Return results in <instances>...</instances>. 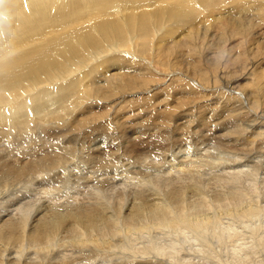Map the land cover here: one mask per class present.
<instances>
[{
  "label": "bare ground",
  "instance_id": "1",
  "mask_svg": "<svg viewBox=\"0 0 264 264\" xmlns=\"http://www.w3.org/2000/svg\"><path fill=\"white\" fill-rule=\"evenodd\" d=\"M236 1H238V5L235 3ZM245 1L246 0H0V212L3 211V202L5 200L6 203L4 202V204L13 205L8 204V199H4L5 193H7L9 189V183L11 182L18 180L36 181L32 185L40 187L41 191L31 196L32 198L37 195L42 197L40 193L46 192L42 184L37 183L38 181H52V175L54 179L62 178L63 180L71 177L68 173L67 165L69 162L68 160L71 158H68V156L70 155L74 158L72 148H69L68 145L60 149V146L54 142L52 146V140L50 139L52 128L55 129V126L56 128L64 127L66 124H69L70 127L72 126L69 121V119L71 120V115L69 114L70 118L69 115L67 116L69 119H65L67 121L65 123L60 122V119L63 120V117L52 118L51 110L49 109L50 112H47L48 106L52 105V100L59 102V107L61 109L64 108L67 110L69 105H73L71 104L73 103L71 100L75 98H77V101L84 103L85 99H90L88 98L90 93L101 99L105 98L107 94H112L118 88L127 90L130 88L127 85L130 86L131 83L132 85L136 84L134 83L136 79L132 76L125 79L126 76H123V78L121 76L120 78L118 77L120 76L119 74L110 73V69L114 68L118 73L121 72L122 75L124 70L126 72L127 69V67L124 66L125 64L122 65V62L126 60L127 62L136 63L137 60L133 62L135 58L129 60L128 57L125 59V56L120 57L121 55H117L115 59L113 55V58L110 56L107 57L110 59L100 62L103 67H101V64H96L95 66H90L91 68L87 71H81L87 67L92 60L96 61L95 59L99 56V58H103L104 54L111 52L112 49L116 47L118 54L121 52L120 50L127 51L128 49L137 48L136 50L144 55L149 52V41L151 40L152 29L155 33L161 30L160 28L162 26L164 28L169 27L164 30V37L160 40L164 43L166 39L172 38L174 33L172 29L184 26L185 23V25H192L196 22L195 19L198 20V16H200L201 19H199L201 22L203 20L207 22V18L211 19L210 17H215L214 12H221V10L224 9L223 6L227 7L229 4H231L230 6L233 5L234 8L232 7V11L237 12L240 17V13L247 7L245 5L249 6L250 4H247ZM221 7L223 8L220 10ZM228 10L229 11L225 14L229 16L232 12L229 13L231 8H228ZM222 12L221 14L224 13ZM228 16L222 17L221 15V19L219 16L218 18L224 21H222V23H229L228 21L231 19L228 20ZM216 18L217 17H215V20ZM236 19L234 21H236ZM239 20L240 19L237 21ZM234 21L231 20V23ZM194 24H197V22ZM126 34L135 38V43L132 44V47L131 39L128 41ZM165 44L169 45V42L163 45ZM159 48H161V45ZM113 51L116 52V50ZM133 54L136 55V52ZM153 56L151 55V57ZM109 63L111 65H107ZM140 70L137 71V80L142 79L139 81V84L142 86L145 85L146 88L142 87L143 90H148V79L143 74L145 70H143L144 72ZM76 71L77 76L75 77ZM80 71L83 73L80 74ZM252 71L254 70H252L251 67L245 69L244 74L246 78L250 79L249 77L254 73H252ZM78 73L80 75H78ZM70 75L71 77L68 78ZM142 76L145 78H142ZM69 79L70 81L65 82V84L63 83ZM132 80L133 82H131ZM173 80V78L168 77L166 81L171 84ZM224 80H226V78ZM113 82H115V84H113ZM100 83L102 86H100ZM226 83L228 84L229 81L227 80ZM102 89L107 92L105 91L104 94L101 93ZM110 98H112V95ZM69 101H71V103L68 105ZM79 102H77L78 105ZM31 106H33V108ZM45 108H47V111L42 112ZM74 109L75 108H73V110ZM68 110L65 112V116L67 113H70V110ZM63 111L62 109V112ZM59 112L57 116L60 115ZM13 116H16V119L13 118ZM77 116V119H79L80 115L77 114ZM94 117L99 118V116ZM103 117L105 116L103 115ZM258 119L260 121H251L249 127L264 126V122H261L262 118L258 117ZM98 120L99 119H97L96 122H98ZM92 122H89V124H93ZM81 123L84 125L82 121ZM85 124L87 123L85 122ZM52 125L54 126L52 127ZM65 127L63 129H65ZM84 128L80 130L78 128V131L74 129L76 132L72 131L74 133L73 136L77 138L84 132ZM31 130H36L39 131L40 134L46 135H42V140L46 142L44 146L47 145L46 148L42 147L43 145H39L43 143H35V140L34 142L31 141L33 142L31 146L26 147L23 143V146L21 145L18 141V137L22 138V136L19 133H24V131L31 132ZM103 130L105 133L110 134L108 128L104 127ZM237 130L239 131V129ZM240 132L241 130L238 134H240ZM257 137H259L258 140L256 139ZM39 138L41 139L40 136ZM256 138L247 142L243 151L249 154H251V152L253 153V146L261 141V133H258ZM238 140L246 142L247 138L241 137L238 138ZM81 143L79 144L82 145ZM77 147H79V145ZM22 148L23 150H20ZM83 150L84 149H82V152ZM85 151L91 150L88 148V150ZM66 155L68 156L66 157ZM79 155L82 156L80 153ZM83 155H85V153ZM89 156L90 154L87 155V157ZM97 157L98 154L92 157L90 156L89 159H97V161L103 164L104 161H101L102 158L100 159V156L99 158ZM82 158L84 159L85 157ZM183 162L184 161L178 162L181 169H178L174 176H170L166 179H146L148 180L146 185L148 184L164 189V191L156 189L158 193L156 197L152 199H148L146 196H150L148 192L154 189H151L150 186H146L145 184H141L144 186H139L140 189L134 193L141 198L137 202L131 204L126 203L128 198L127 194L108 198L105 196L98 197L100 192L97 191L95 195L96 201L92 203L93 205H86L79 202V205L76 204L78 207H76L74 204L76 213H72L73 204L68 205V207L66 204V209L65 206L64 208H60L59 206L61 204L52 203L46 208L45 204V206L42 205V200V204H39L40 199L36 200L37 198L32 200L31 203H26L24 206L19 205L17 208L14 206L13 210L7 209L9 211H6V214H4L3 211V214H0V264H52L51 249L55 247L57 243L56 240H59V243L64 241V234L68 235L72 242V237H76V242L74 243L77 244L79 248L92 246V250L95 252L96 256H94V258H89L90 263H85L86 261H84V264H94L93 261L99 264H264V223H261L257 220L258 218H255L257 216V211L250 207L246 208L247 211L246 209L244 210V207L240 208V212L237 213L235 210L231 209L233 206L232 203L236 202V204H238L240 197H242L239 193V196L237 194H230L225 198L219 195L214 198V204L210 206H214L217 209L219 207H221V209L227 208L224 211L231 218L247 219L248 222H250L251 218L254 220L253 222H257V227L251 228L253 231L249 232V235L244 237V239H239L241 234L245 236L242 232L243 230H234V233L231 235L226 234V236L228 235L226 237L227 240L235 238L239 244L233 246L231 252L226 253L225 256L222 255V251L224 250L221 248V246L224 247L225 245V239H223V237L219 240V238H216L219 237V235L215 236V232L209 233L214 237L207 234L203 236L200 233V231L203 230L201 228L205 229L207 222L213 224L212 222L214 221L210 219L212 215L203 213L207 210L206 203L203 199L196 202L194 198L190 201L191 197L185 196L187 190H190L191 193L193 192L190 184L195 181L192 182L196 174L194 175V171L190 170V168L194 170V166L186 165V163L181 165ZM208 162H210V160ZM62 165H64V170L63 173L59 175L56 173V169H59ZM187 166L190 168H186ZM51 170L52 173H48ZM44 171H47L46 175L48 176L39 179L38 177H41ZM243 173L242 170L230 171L228 175L236 181L237 177ZM183 176L187 178L183 179ZM186 180L187 182L190 180V182L186 184ZM192 186L194 187L193 193H198L199 187L197 188L194 184H192ZM124 188L123 191L129 192L126 190V187ZM32 192L35 193V190ZM112 193H114L113 190L108 193V195ZM24 196L27 198L26 195ZM46 200L47 199H45V201ZM133 200L136 201L135 196H133ZM110 204L111 206H115L110 207ZM70 206L72 207L70 208ZM190 214L198 216L197 218L202 216L203 219L200 217V221V219H196L195 216V218H189L188 216ZM214 219L216 218L214 217ZM246 227H248V225ZM148 230L165 232L163 233L165 235L161 237L157 236L158 238L156 236L153 237V235H151L152 232L150 231V234ZM189 230H195L193 241H187L189 245L193 243L198 244L194 249L191 246L184 249L183 246L186 245L185 243L178 245L179 233L192 236V234L188 232ZM223 230V232H227L226 229ZM205 231L206 230H204V232ZM149 237L155 239V241H148L147 244L138 242L141 239L143 240V238L148 239ZM114 238H118V240H114ZM123 240H125L126 244L131 245H128L130 249L132 248L131 250H134L133 252L130 251V249L128 251L130 253L129 255H131L132 252V256H118V254L126 253L125 250L128 249V247L121 244ZM236 241L234 243H236ZM214 242L216 246H214ZM119 243L121 245H119ZM138 244L141 245L137 247ZM9 245L17 247L13 257H10L12 255L8 254L9 252L7 251L9 250H6ZM72 245L73 243L71 246ZM217 245L221 248V252L219 253L215 252L213 249V247H217ZM106 249L109 250V253L106 252ZM112 249L116 251L115 254L112 252ZM123 250L125 252H122ZM227 250H230V248ZM102 253H105L106 256L112 260L102 261L104 257L99 255ZM62 256L65 257L66 255ZM165 260L168 262L166 263Z\"/></svg>",
  "mask_w": 264,
  "mask_h": 264
},
{
  "label": "rangeland",
  "instance_id": "2",
  "mask_svg": "<svg viewBox=\"0 0 264 264\" xmlns=\"http://www.w3.org/2000/svg\"><path fill=\"white\" fill-rule=\"evenodd\" d=\"M237 2L238 1L235 3L238 5ZM245 2L250 4L249 6L245 5L247 7L240 13L242 17H239L237 12L232 11L234 7L229 4L227 7L223 6L224 9H222L223 7L220 8V10H223L224 13L221 10L223 14H221L220 11H218L219 13L214 12L215 17H217L216 20L215 17L212 16L213 18L210 17L211 19L207 18L209 20H207V22L203 20V23V21H200V16H198V20L195 19L197 24H194L196 23L194 22L192 25H185V23L184 26L176 27V29L174 28L175 30L172 29V31H174L172 38L164 41V43L169 42V45H163V41H160L164 37V30L169 27L164 28L162 26L160 28L161 30L155 33L152 29L151 40L149 41V52L144 55L137 51V48L128 49L127 51L120 50L121 54H118L116 47L113 48L111 52L104 54L103 58H99V56L95 59L96 61L92 60V62L81 71H87L96 64L102 65V63H100L102 60H108L110 58L107 57H112L113 55L115 59L117 55H121L120 57L125 56V59L128 57L129 60L135 58L133 62L137 60L136 63L127 62L126 60L122 62V65L125 64L124 66L127 67L126 72L125 70L123 72L124 75H121V72L118 73L114 68L110 69V73L119 74L120 76L118 77L120 78L121 76L122 78L126 76L125 79L132 76L136 79V82H134L136 84L132 85L131 83L130 86L127 85L130 87L127 90L118 88L116 89L117 92L115 91L112 94H107V97L105 96V98L101 99L90 93L88 96L90 99H85L84 103L77 101V98H75L71 100L73 103H71V101L68 102V105L69 103L73 105H69L67 108V110H70V113H67L66 116L65 112H67V110L62 108L64 110L62 112V109L59 107V102L52 100V105L48 106V111L47 108H45L42 112H50L51 110L52 118L63 117V120L60 119L62 123L67 122L65 119H69L70 115L71 120L73 119V122L69 119L70 125H72L71 127L69 124H66V127L64 126L67 130L63 129L64 127L56 128L55 126V129L52 128V135L50 138L52 140V146L54 142L60 146V149L68 145L69 148H72L75 159L70 155H66L68 158L71 157L68 160L69 166L67 165V170L71 177L63 180L62 178L54 179L52 175V181H38L37 183L42 184L46 192L40 193L42 197L37 195L32 198L31 196L41 191L40 187L32 185L36 181L18 180L9 183V189L7 193H5L4 199H8V204L13 205L4 204V202L6 203L5 200L2 209L4 212H2L6 214L9 210H13L14 206L15 208L19 205L24 206L26 203H31L32 200L37 198L36 200L40 199L39 204L43 202L42 205L45 204L46 206H44L46 208L52 203L61 204L62 206L60 205V208H64L66 204L67 207L73 204V207L70 206V208H73L72 213H76L74 209L78 207L76 204L79 202L86 205H93L92 203L96 201L95 195L97 191L100 192L98 197L105 196L113 198L122 194H127L128 198L126 203L131 204L137 202L141 198L134 194L140 189L139 186H144L141 184L146 185V183H148L147 181L153 178L166 179L170 176H174L178 169H181L178 162L184 161L181 165L186 163V165L195 167L194 170L189 167L191 171H194V175L196 174L197 176L193 178L192 182L195 181L191 183L197 188L199 187L198 193L194 194V187L190 184L193 192L191 193L190 190H187L185 196L191 197L190 201H192V198H194L196 202L203 199L207 206V210L203 213L212 215L210 219L214 221L212 222L213 224L207 222L205 229L201 228L203 230H201L200 233L203 236L205 234L213 236L209 233L215 232V236L219 235V237H216L217 239L219 238V240L223 237V239H225V248L221 246L222 250H224L222 251V255L225 256L226 253H230L231 248L235 245L237 246L239 242L236 241L235 238L227 240L226 237L228 235L226 236V234L231 235L234 233V230H243L242 232L245 236L241 234L242 238L240 235L239 239H244V237L249 235V232L253 231L251 228L257 227V222H253L254 220L251 218L250 222H248L247 219L231 218L224 211L227 208L221 209V207H219L217 209L214 206H210L214 204V198L219 195L225 198L230 194L238 195L239 193L242 197H240L238 204H236V202L232 203L233 206L231 205V209L235 210L237 213L240 212V208L244 207L245 210L250 207L257 211V216L255 218H258L257 220L264 223V126L253 127L254 129L249 127L251 121H260L258 117H261V122H264V0H253V2L252 0H246ZM228 8H231L229 13L232 12V15L230 14L228 16L225 14L229 11ZM221 15L222 17L228 16V20L231 19L234 21L236 18L240 20L237 21L238 19H236V21H234L235 23H231V20H226L229 23H222L223 20H220ZM217 25H220L219 28ZM126 36L128 41L131 39L132 47V44L135 43V38L127 34ZM160 45L161 48H159ZM113 50H116L117 53ZM134 52H136V55L133 54ZM151 55L154 56L151 57ZM107 65L111 64L109 63ZM101 67H103V65ZM247 67H251V69L254 70L252 71V73L254 72L252 76L249 77L250 79L246 78L244 74ZM129 69L132 71V74ZM140 69L145 70V72ZM138 70L144 72V76L149 80H147V84H149V88L153 87L152 89H142V87H146L145 85L142 86L139 84V81L142 79L137 80ZM81 71L79 72L80 74L83 73ZM79 73L78 75H80ZM128 74L131 75L129 76ZM74 76H77V71ZM144 76H142V78H145ZM70 77L71 75L68 78ZM168 77L174 79L171 84L166 81ZM225 78L226 80H224ZM227 80L229 81L228 84L226 83ZM67 81H70V79L63 83L65 84ZM131 82H133V80ZM113 84H115V82H113ZM100 86H102L101 83ZM105 91L106 90L102 89L101 93L104 94ZM118 91L121 94H119ZM111 95L113 99L115 98V101L110 98ZM77 102H79V105ZM31 107L33 108V106ZM73 108L75 109L73 110ZM58 112L60 113L59 116H57ZM77 114L80 115V120L77 119ZM89 114L92 115L93 118ZM68 115L69 118L67 117ZM103 115L105 117H103ZM94 116H99V118ZM15 117L13 116V118ZM89 117L94 121L92 120V122ZM97 119H99L98 122H96ZM81 121L85 126L82 125ZM89 122L93 124H89ZM53 126L54 125H52V127ZM104 127L108 128L110 134L104 132ZM78 128L79 130L84 128V132L81 133L83 137L80 134L75 138L73 132L78 131ZM74 129L77 130L75 131ZM237 129H239V131L241 130L240 134H238L239 131ZM25 132L26 131H24V133H19L22 136V138L18 137V141L21 145L23 143L26 147L31 146L35 140V143H43L39 145H43L42 147L46 148L47 145L44 146L46 142L42 140L43 136L46 135L40 134L39 131L36 130ZM258 133H261V141L253 146V153L251 152V154H249L243 151L247 142L256 138ZM28 137H31L32 140ZM241 137H246L247 141L243 142L238 140V138ZM258 138L259 137L256 139L258 140ZM81 142L84 143V146ZM78 145L79 147H77ZM88 148L91 151H85L88 150ZM82 149H84L83 152ZM20 150H23V148ZM96 152L98 154L97 158L100 156V159L102 158L101 161H104L103 164L97 161V159H89L90 156L97 155ZM79 153L82 156H80ZM84 153L85 155H83ZM89 154L90 156L87 157ZM82 157L85 158L83 159ZM209 160L210 162H208ZM186 168H188V166ZM63 170L64 165L56 169V173L60 175L63 173ZM239 170H242L244 173L239 175L236 181H234L233 178L228 175V172ZM48 173H52V170ZM46 174L47 171H44L41 177L38 178L43 179L48 176ZM186 178L187 177L183 176V179ZM189 182L190 180L188 182L186 180L185 183L188 184ZM146 186H150L151 189H154L148 192L150 195L146 196L148 199L156 197L158 193L156 189L164 191L161 187L148 184ZM124 187H126V190L129 192L123 191L125 189ZM31 190H35V193ZM112 190L114 193L108 195ZM24 195H26L27 198ZM133 196L136 197V201L133 200ZM45 199L47 200L45 201ZM110 203L113 204L112 202ZM74 204L76 205L75 208ZM111 204L110 207L115 206H111ZM66 206L65 208L67 209ZM2 212H0V214H3ZM194 216L196 219H200V221L201 218L203 219L202 216H199V218H197L198 216L196 215ZM194 216L190 214L188 217L193 218ZM247 225L248 227H246ZM223 229H226L228 233L226 231L223 232ZM204 230L206 231L204 232ZM148 231L152 232V234L151 232L150 234L153 235V237L165 235L163 234L165 232L157 230ZM194 231L195 230H189L188 232L192 234V236L187 235L188 237L183 233H179L178 245L185 243V246L182 245L184 249L190 246L193 249L196 248L198 245L196 243H193L194 246L193 244H187V241H193L195 237ZM67 237L68 235L64 234L63 240L65 242L63 241L62 243L56 240L57 243L55 247L51 249L52 264H84V261H86L85 263H90L89 258H94V256H96L95 252L92 250V246L79 248V246L74 243L76 242V237H72L73 242L70 240V237ZM114 240H118V238H114ZM141 240L138 241L141 244H147L148 241H155V239L150 237L148 239L143 238L142 241L144 242ZM235 241L238 243H234ZM72 243L73 245L71 246ZM121 244L128 247V249L125 248L127 254L122 253L125 252L123 250L122 252L119 251L122 254H118V256H132L134 250L129 248L131 245L126 244L125 240H123ZM121 244L119 243V245ZM140 245L138 244L137 247ZM214 246H216V243ZM221 248L218 245L217 247H213L214 251L217 253L221 252ZM229 248L230 250H227ZM129 249L132 251L131 255H129ZM6 250H9L7 251L9 252L8 254L12 255L10 257H13L17 247L9 245ZM106 250V252L109 253V250ZM112 252L114 254L116 253L114 249H112ZM105 253L99 254L104 257L102 261L112 260L109 259L106 256L107 253ZM62 255L66 256L63 257ZM165 261L166 263L168 262L167 260ZM93 263L99 264L98 262L96 263V261H93Z\"/></svg>",
  "mask_w": 264,
  "mask_h": 264
}]
</instances>
